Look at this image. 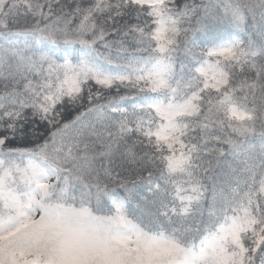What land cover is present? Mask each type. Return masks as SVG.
<instances>
[{
    "label": "snow or ice",
    "instance_id": "6c2138e0",
    "mask_svg": "<svg viewBox=\"0 0 264 264\" xmlns=\"http://www.w3.org/2000/svg\"><path fill=\"white\" fill-rule=\"evenodd\" d=\"M0 264H264V0H0Z\"/></svg>",
    "mask_w": 264,
    "mask_h": 264
}]
</instances>
